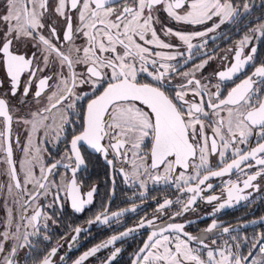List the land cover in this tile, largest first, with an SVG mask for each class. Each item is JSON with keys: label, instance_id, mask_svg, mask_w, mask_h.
Instances as JSON below:
<instances>
[{"label": "snow or ice", "instance_id": "snow-or-ice-1", "mask_svg": "<svg viewBox=\"0 0 264 264\" xmlns=\"http://www.w3.org/2000/svg\"><path fill=\"white\" fill-rule=\"evenodd\" d=\"M160 6H163V10L174 21L189 25L203 24L214 16L220 17L219 23H223L236 11L230 0L223 2L222 0H58L54 6V13L65 21L61 41L55 25L45 23V17L50 11L49 0H6V14L0 15V22L6 25L5 39L0 44V61L6 67V74L10 79L11 95H16L21 76L25 72L28 73V79L23 89V96L28 95L32 81L36 79L38 87L33 95L37 100L46 88L51 87L49 82L53 81L54 76L56 77L55 90L47 96V106L31 113L30 120H23V123L31 126L32 133L35 134L39 128L46 127L55 132V139H59V133L68 122L65 109L74 108L75 101L82 98L76 89L87 84L96 93L87 102L82 131L71 139L70 153L74 154V159L73 155L65 154L66 159L72 161L71 164L57 161L45 166L41 162L40 175L37 177L33 172V160H40V149L36 150V155L32 159L22 164L24 184L31 183L36 189L43 190L31 194L34 201L42 195L47 196L53 186L56 187L53 201L59 199V190L62 187L71 198L72 208L77 212L83 210L86 202L92 201V191L87 193V201H85L81 198L77 187L76 173L85 163L78 147L81 142L102 153L105 158L109 148L114 150V156L128 157L131 153V159L126 162L131 164L132 172L125 173V179H131L133 182L139 180L141 188L145 187L146 181L140 177L146 176L154 183L171 182L178 190L183 187L185 191L192 193L187 201L179 199L176 201L183 205L184 212L189 210L190 205L203 191L201 185L208 189L213 187L210 183L206 184L210 177L224 176L233 169L243 172L242 164L254 161L255 165L262 167L255 174H246L243 188L247 189L253 187V181L264 174V142H258L247 152L236 147L239 144H247L254 133L264 141V94L253 87L255 81L252 77H248L233 87L226 97H221L220 85L217 84V91L211 93L205 100L200 81L194 80L192 73L188 72L182 73L187 78L186 84H181L180 90L170 94L167 90L172 78L170 72L175 71V66L169 62L176 60L182 53L169 54L164 51H154L150 47L154 46L155 49L175 47L162 40L153 26L156 21L154 13L160 10ZM244 8L247 10L248 5L245 4ZM72 12L76 13L75 18L78 21L75 30ZM219 23L215 26L219 27ZM46 26L49 37L54 38L60 46L52 43V39L46 38L42 33ZM259 31L264 35V25L259 26ZM77 34L85 39L83 47L75 45ZM165 34L177 37L187 45L189 53L194 47L191 43L194 36L206 35L205 32L186 34L172 29H166ZM16 40L32 41L41 51L42 63H34L35 56L30 59L14 52L12 48ZM248 40L249 38L245 36L240 42L241 50ZM63 42L68 43L66 50L63 49ZM251 51L254 53L255 48ZM53 55L55 61H50L49 58ZM234 59L235 63L227 71L218 73L221 81L231 80L234 74L239 73L252 59V56L242 59L241 54L237 52ZM52 63L59 65L55 73L37 76V73L48 70ZM76 65H83L84 71H77ZM197 67L202 68L203 65ZM142 74H146L151 80L145 82L141 79ZM254 75L261 78L259 83L264 84V66L258 67ZM2 86L3 82L0 81V87ZM189 92L194 98L199 97V100L187 99ZM65 100L68 101L65 108H59L58 106ZM52 109L57 111L53 113ZM222 112H226V116L221 115ZM210 116H215L216 119H210ZM0 117L6 123V130L0 132V141L6 144L4 150L7 154L10 174L12 179L16 180L15 187L20 189L21 183L16 177L15 167L11 161L10 125L13 116L4 98H0ZM49 119L52 123L46 124ZM206 129H211V135ZM31 142L30 137L29 144ZM230 148L232 157L228 162L225 154ZM217 152L221 164L225 166L219 170H212L208 167V158L210 154ZM107 163L111 165L113 161L109 159ZM252 166L251 163L246 165L249 168ZM59 167L66 169L71 167L72 178L68 181L61 177L60 184L57 185L55 180L49 179V176ZM190 167L194 169V174L186 176L185 171ZM178 168L185 171L177 173ZM189 181H195V185L188 186ZM226 192V201L219 204L217 210L224 208L233 200L246 199L240 195L241 188L231 180L228 181ZM204 199L211 203L219 200L220 197L209 195ZM172 204V200L166 199L158 206V211L162 212ZM131 210L135 212L136 208L133 207ZM180 214L179 211L176 213V215ZM41 215V210L37 209L28 220V224L34 229L32 234L38 231L37 223ZM113 215L119 217L122 213ZM95 220L101 221L102 217L98 215ZM102 222L108 223V218L104 217ZM144 224L145 222L141 221L139 226L144 227ZM147 224L152 226L153 221L149 220ZM216 227L217 224L213 222L205 231L211 233ZM80 231V228L75 229L76 233ZM131 231L133 229L124 232L122 236H127ZM223 232L227 233L229 229L225 227ZM2 235L4 240L21 239L19 231L15 236H10L7 231ZM28 235V233L23 234L24 245L29 243ZM119 238L113 236L100 247H106ZM194 240L202 247H192L191 242ZM211 244L215 245L216 241L212 240ZM236 247L238 248L239 244ZM4 251V244L0 242V253ZM97 251V247L92 248L81 256L76 264H82V261ZM119 251L120 249L117 248L115 253ZM259 251L264 254V246H261ZM16 252L17 246L12 247L4 259V264H16L12 258ZM55 253L56 249L53 248L49 255ZM251 255L250 251L249 256ZM246 259L234 253L227 245L213 249L204 239L185 232L183 224L172 223L151 232L147 242L139 250L135 264H242ZM42 264H51V260L45 257ZM251 264H264V255L253 259Z\"/></svg>", "mask_w": 264, "mask_h": 264}, {"label": "flooded vegetation", "instance_id": "flooded-vegetation-1", "mask_svg": "<svg viewBox=\"0 0 264 264\" xmlns=\"http://www.w3.org/2000/svg\"><path fill=\"white\" fill-rule=\"evenodd\" d=\"M57 2L58 0H49L50 11L45 17V23L46 25H55L62 41L65 21L54 13V6ZM230 2L236 9L235 14L223 23H219L221 18L215 16L200 25L178 23L167 15L163 6H160V10L154 13L156 21L153 26L158 36L175 47L172 49L150 47L154 51H164L169 54L182 53V55L177 56L176 60L169 62L175 66V71L170 72L172 78L167 89L170 94L180 90L181 84H186L187 78L182 75L185 72L192 73L194 80L200 81L205 100L209 98L211 93L217 91V84L220 85L221 97H226L233 87L248 77H252L255 81L253 87L264 94V84L259 83L261 78L254 75L258 67L264 66V35H261L259 31V26L264 25V0H230ZM245 4L248 5L247 10L244 8ZM4 14H6V0H0V15ZM72 16L75 30L78 24L75 18L76 13L72 12ZM218 23L219 27H216L215 25ZM166 29L186 34L205 32L206 35L194 36L191 41L194 47L189 53L187 45L183 44L177 37L165 34ZM254 29L256 31H253ZM5 32L6 25L0 22V44L4 42ZM42 33L46 38H51L47 26L42 30ZM245 36L249 40L241 50L240 42ZM51 39L52 43L60 46L54 38ZM75 45L83 47L85 45L84 37L77 34ZM67 48L68 43L63 42V49L66 50ZM253 48H255L254 53L251 51ZM12 50L17 54L25 55L26 58L31 59L35 56L34 63H42L41 51L34 46L32 41L16 40ZM237 52L241 54L242 59L249 55L252 56V59L244 65L239 73L234 74L231 80L221 81L218 73L227 71L235 63L234 57ZM49 59L55 61V56L53 55ZM198 65H203V67L198 68ZM58 68V64L52 63L48 70L44 73H37V76L53 74ZM76 70L82 72L84 66L76 65ZM65 74H67L66 70ZM27 79L28 73L25 72L21 76L16 95L12 96L6 67L0 61V81L3 82V86L0 87V98L7 100L10 114L13 116L10 125L11 161L15 167L16 177L21 183V188L17 189L15 187L16 180L11 177L7 154L4 150L6 144L0 141V242L4 244L5 249L3 253H0V264H4V259L14 246H17V252L12 258L16 264H42L45 257L51 260V264H76L81 256L94 247H97L98 251L94 255L88 256L82 261V264H135L136 256L139 254V250L143 248L144 243L147 242L151 232L158 230V227L172 223L183 224L185 232L193 237L204 239L205 243H208L213 249L225 245L234 246L238 242L245 241L239 250H234V252L241 257L248 255L258 241V237L255 238L254 236L259 234L260 227L264 228L262 225L245 227L249 223L264 218V174L253 181V187L243 188V180L247 178L246 174H255L261 170L262 166L255 165L254 161L242 164L243 172L239 169H233L231 173L224 176L210 177L206 184L210 183L213 187L208 189L201 185L203 191L190 205L189 210L184 212L182 211L183 205L176 203V201L178 199L187 201L192 193H188L183 187L178 190L175 184L171 182L154 183L146 176L140 177L146 181L145 187L141 188L139 180L133 182L131 179H125V173L130 174L132 172L131 164L126 162V160L131 159V153L128 154V157L114 156V150L109 148L107 158H105L102 153L96 152L81 142L78 147L85 163L80 166L76 173L77 187L81 198L85 201H87V193L92 191V201L86 202L83 210L77 212L72 208L71 198L62 187L59 190V199L53 201V193L56 192L55 186L47 196L42 195L34 201L31 194L43 190L36 189L31 183L24 184L22 164L26 160L32 159L36 155L37 149H40V160H33V172L37 177L40 175L41 162L45 166L57 161L62 164H71L72 161L67 160L65 154H71V139L82 131L86 118L87 102L96 93L87 84L76 89L82 98L75 101L74 108L65 109L68 122L64 125L63 131L59 133V139H55V132L52 129L41 127L33 134L31 126L23 123V120H30L32 118L31 113L47 106V96L55 90L56 77L54 76L53 81L49 82L51 87L45 89L39 100L35 99L33 95L38 87V80L36 79L32 81L28 95L23 96ZM141 79L145 82L151 80L146 74H142ZM186 98L199 100V97L194 98L191 92ZM69 99H74V97H69ZM67 103L68 101L65 100L58 107L65 108ZM207 110L211 112L210 109ZM56 111V109H52L53 113ZM221 115L226 116V112H222ZM210 119L214 120L216 117L210 116ZM45 123L51 124L52 120L49 119ZM5 130L6 123L0 117V132ZM206 131L211 135V129H206ZM30 137L31 144H29ZM258 142L264 141H261L260 137L254 133L247 144H239L236 147L247 152L254 148ZM71 155L74 159V154ZM231 157L232 149L230 148L225 154V159L230 162ZM109 159L113 161L111 165L107 163ZM208 159V167L212 170H219L225 166L221 164L219 152L210 154ZM248 163L253 166L246 167ZM181 171L185 170L179 168L176 170L177 173ZM193 174L194 169L191 167L185 171L186 176ZM61 177L70 181L72 178L71 167L67 169L59 167L54 170V174L49 176V179L55 180L56 184L59 185ZM230 180L241 188L240 195L246 199L233 200L224 208L217 210L218 205L226 201V189ZM194 185L195 181H189L188 186ZM209 195H217L220 199L209 203L204 199ZM166 199L172 200L173 204L166 207L162 212L158 211V206ZM133 207L136 208L135 212L131 210ZM37 209L41 210L42 215L37 223L38 231L32 234L34 229L28 224V220ZM178 211L181 213L180 215H176ZM114 213H122V215L117 217L113 215ZM98 215L102 217L101 221L95 220ZM45 217H50V219H45ZM104 217L108 218V223L102 222ZM149 220L153 221L152 226L147 224ZM141 221L145 222L144 227L139 226ZM213 222L217 224V227L211 233L206 232L205 230L211 227ZM45 225L47 226L45 227ZM225 227L229 229V232H223ZM76 228H80L81 231L76 233ZM129 229H133V231L129 232L127 236H122ZM5 231L9 232L10 236H15L19 231L21 239L19 241L4 240L2 234ZM24 233L29 234L27 245L23 244ZM113 236L120 238L106 247H100L111 240ZM261 238L264 239V237ZM212 240L216 241L215 245L211 244ZM250 244L252 245L249 247ZM191 246L202 247L195 240L191 242ZM53 248L56 249V253L50 256ZM117 248L120 249L119 253H115ZM244 249H246L245 255L243 254ZM204 252L206 254V250ZM114 253L115 258L113 259Z\"/></svg>", "mask_w": 264, "mask_h": 264}, {"label": "built area", "instance_id": "built-area-1", "mask_svg": "<svg viewBox=\"0 0 264 264\" xmlns=\"http://www.w3.org/2000/svg\"><path fill=\"white\" fill-rule=\"evenodd\" d=\"M261 246H264V239H263V238H261L259 241L256 242V244H255V245L252 247V249H251V253H252V255L249 256V253H248V255L245 256L247 259L244 260V261L242 262V264H251V261H252L253 259H255V258H259V257H261L262 255H264V254L260 253V251H259V248H260Z\"/></svg>", "mask_w": 264, "mask_h": 264}, {"label": "water", "instance_id": "water-1", "mask_svg": "<svg viewBox=\"0 0 264 264\" xmlns=\"http://www.w3.org/2000/svg\"><path fill=\"white\" fill-rule=\"evenodd\" d=\"M254 225H262L264 226V218H260L252 223H249L248 225H245V227H250V226H254Z\"/></svg>", "mask_w": 264, "mask_h": 264}, {"label": "rangeland", "instance_id": "rangeland-1", "mask_svg": "<svg viewBox=\"0 0 264 264\" xmlns=\"http://www.w3.org/2000/svg\"><path fill=\"white\" fill-rule=\"evenodd\" d=\"M257 239H258V241H259V240L261 239V237H258ZM244 243H245V241L238 242V244H239V247H238V248L236 247L237 244L234 245V246H233V245H227V246H228L229 248H231V250L234 252V250H237V251H238L239 248L241 247V245H243ZM234 253H235V252H234Z\"/></svg>", "mask_w": 264, "mask_h": 264}, {"label": "trees", "instance_id": "trees-1", "mask_svg": "<svg viewBox=\"0 0 264 264\" xmlns=\"http://www.w3.org/2000/svg\"><path fill=\"white\" fill-rule=\"evenodd\" d=\"M255 238L256 237H264V228H259V234H257V235H255L254 236ZM252 244H250L249 245V247L251 246ZM246 246V245H245ZM246 247H248V246H246ZM245 248V247H244ZM245 251H246V249H244V251H243V254L245 255L246 253H245Z\"/></svg>", "mask_w": 264, "mask_h": 264}]
</instances>
